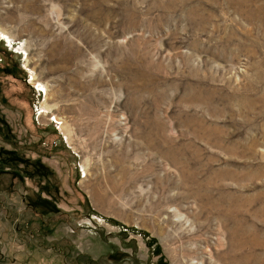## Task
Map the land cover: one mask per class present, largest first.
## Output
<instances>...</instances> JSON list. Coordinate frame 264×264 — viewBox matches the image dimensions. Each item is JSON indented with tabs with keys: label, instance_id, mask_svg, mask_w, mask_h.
I'll use <instances>...</instances> for the list:
<instances>
[{
	"label": "rangeland",
	"instance_id": "374dc122",
	"mask_svg": "<svg viewBox=\"0 0 264 264\" xmlns=\"http://www.w3.org/2000/svg\"><path fill=\"white\" fill-rule=\"evenodd\" d=\"M0 264H264V0H0Z\"/></svg>",
	"mask_w": 264,
	"mask_h": 264
}]
</instances>
